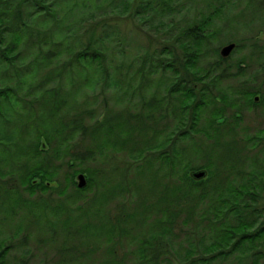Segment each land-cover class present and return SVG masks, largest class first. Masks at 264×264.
<instances>
[{
	"label": "trees",
	"instance_id": "16d2710c",
	"mask_svg": "<svg viewBox=\"0 0 264 264\" xmlns=\"http://www.w3.org/2000/svg\"><path fill=\"white\" fill-rule=\"evenodd\" d=\"M134 1L0 0V264H50L29 248L45 233L94 239L84 253L102 247L104 264H264V128L244 121L264 119V0H211L181 23L155 19L177 0H139L132 16L153 36L125 56L106 17ZM77 81L92 99L78 100ZM120 155L129 164L111 215L87 196L114 187L103 171ZM200 169L206 178L190 177ZM120 239L135 253L118 256ZM66 246L52 264H82Z\"/></svg>",
	"mask_w": 264,
	"mask_h": 264
},
{
	"label": "rangeland",
	"instance_id": "374dc122",
	"mask_svg": "<svg viewBox=\"0 0 264 264\" xmlns=\"http://www.w3.org/2000/svg\"><path fill=\"white\" fill-rule=\"evenodd\" d=\"M212 1L215 2V0H212ZM212 1L211 0H177L175 2V4L173 5V7L172 6L169 7V9H171V12H166V14H164V15H166V17L163 18V16L159 17L156 15L155 19L156 20L161 19L162 21H165L168 23H170V22L181 23V22H184L186 20V18L189 20L193 16L196 9L205 8L207 3L213 4ZM225 1H227V0H225ZM231 1L235 2L236 0L235 1L231 0ZM138 2H139V0H137V1L135 0L133 6L130 9L124 10V12H123L124 14L119 13V15H117V16H115L113 14V16L106 17L108 20H112V21H110V23L117 29L118 34H119V38L123 39V41H124V44H122V45H123V49H125V51H126L124 53L125 56H130L131 55L130 51H132V50L146 49L147 48V46H146L147 40L145 38V35H146V37H149L152 35V34H150V31L148 30L147 24L142 23L140 19H134V16H132L134 11H136L135 6L137 5ZM178 12H180V14ZM233 13H235L234 9L232 10L231 14H233ZM101 16H104V15H101ZM230 18H232V17H230ZM214 19H213V22L216 23L217 19L216 20H214ZM97 20L98 19H96L95 21H97ZM259 20H260V18H259ZM95 21L90 20L91 23H93ZM223 21H224V23H222L221 28H226L228 24L226 25L225 20H223ZM229 22L230 21H228V23ZM91 23H89V24H91ZM230 25L231 24H229L228 26L230 27ZM254 27H255V25H252L251 29H253ZM120 54H122V53H120ZM240 56H242V55H240ZM81 83L82 82H79V81L74 83V87L76 88L75 89L76 91L79 90V88L81 87L80 90L78 91V93H76L77 95H79V97H77V98L80 102L83 100L85 102H87L88 100L92 99L94 96L91 97L92 93L87 92V90H85V88L83 89V85ZM96 101H101L102 104H105L107 102L102 97L101 94L99 95V97L97 98ZM109 102L110 101H108V104L109 105L111 104V107H113V104L109 103ZM99 109H100V107L98 108V110ZM244 115H245L244 121H245V123H247L250 126V128H253V129L264 128V119L261 117L260 111H256V110L251 111V112L245 111ZM197 161L198 160L192 161L193 162L192 166L197 167V166L201 165V162L197 163ZM128 164H129V161L127 160L126 157L120 155V156H117L114 158L112 156L111 162L104 166L103 177L106 176L107 178H109V180H111V182H112V184H110V186L112 185L114 187L110 188L108 192H105L102 195H100L98 200H97V197H98L97 193L98 192L94 191L92 189L87 196L89 199H92V200L94 199V201H96L95 202L96 205L100 204V207H98V208H101L104 205V203H106L105 201L107 200L106 210L111 215H114V213H116L118 215L120 213V211H117V210L119 208L121 209V205H120L121 203H118L117 201H112L110 199L113 197V192L114 193L117 192V194H119V190L116 189L115 184H122L126 178V177H124V179H122V178L119 179V170L118 169L123 167V170H122V172H123L124 168L126 166H128ZM110 165H111V167L109 168ZM112 172H115L116 175L115 176H114V174L111 175ZM71 173H72V170H69L67 168L62 170L61 177L59 179V181H60L59 186L61 187L60 189H62L66 185V182L69 181V177H71ZM71 190H72V187L67 185L65 193H69ZM140 193L142 196L144 191L142 190V191H140ZM138 196L139 195H137V197ZM141 196H139V197L141 198ZM123 197L125 198V204L128 205L130 210H132L133 207L131 204H129L131 201L130 194L128 192H125L123 194ZM133 202H134V200H133ZM155 207H158L157 203H148L147 208L149 210L151 208H155ZM147 217L148 216L145 215V218H147ZM145 221L149 222V220H145ZM180 229H182V227L179 224H177V227L173 230V232H176V234H177L180 232L179 231ZM5 231H8V230L5 229ZM22 234L23 233H21L20 235H22ZM137 234L138 235L142 234L144 236L145 229H141V226L137 227L136 230L134 232H132V235H133V237H135V236L137 237ZM181 235H182V231H181ZM40 236H41V238L44 239L45 246H39V247L35 246V242L32 239L31 240L32 244H30L29 248L33 249V250L35 249L37 259L38 258L39 259H41V258L45 259L46 258L50 264H52L51 260L54 259V256H55L54 250L60 249L62 246L65 247V245L70 246V247L75 246L76 247L75 249L80 250L78 254H80L84 257L83 260L80 261V262H82V264H104V261L106 262L107 260H109L111 258L110 253L102 252V249H103L102 247L100 248V251H99V249L94 248L95 249L94 252H92L90 254L84 253L85 247L92 246V248H93V246H95L94 239L83 238V240L82 239L78 240L81 242L77 243V242H72V241H68V240H66L67 242H64V240L60 239V238L55 240V241H53V240L49 241V239H48L49 237L46 235V233L40 234ZM139 238L143 239V237H139ZM114 240H116V239H114ZM177 240H179V238ZM64 243H65V245H64ZM118 243H120V244L118 245ZM115 244H117L116 248L120 249L117 253L118 256H120V257H125L130 253H132V254L135 253V249H136L135 246H127V241L125 239H120V242H115ZM112 246H114V245H112ZM81 253H84V254H81ZM129 260H130V262L128 261L125 264H135L134 258H130ZM178 263H179L178 261H174V264H178ZM56 264H60V263L57 262Z\"/></svg>",
	"mask_w": 264,
	"mask_h": 264
},
{
	"label": "water",
	"instance_id": "95a60500",
	"mask_svg": "<svg viewBox=\"0 0 264 264\" xmlns=\"http://www.w3.org/2000/svg\"><path fill=\"white\" fill-rule=\"evenodd\" d=\"M235 48V44H229V45H226L225 47H223L220 51V55L223 57V58H226L228 57L231 52L233 51V49ZM254 101L257 103L259 101V97L256 96L254 98ZM42 148H44V143L42 142ZM190 177L193 178L194 180H201V179H204L207 177V171L205 169H200V170H197V171H192L190 172ZM75 182L77 184V187L79 189H83L86 184H87V180L85 178V175L83 174H78L76 177H75ZM37 183V180L33 182V184Z\"/></svg>",
	"mask_w": 264,
	"mask_h": 264
},
{
	"label": "bare ground",
	"instance_id": "6f19581e",
	"mask_svg": "<svg viewBox=\"0 0 264 264\" xmlns=\"http://www.w3.org/2000/svg\"><path fill=\"white\" fill-rule=\"evenodd\" d=\"M229 44H232V43L225 44V45H223V46H221V47L219 48V55H220V51H221V49H222L223 47H225L226 45H229ZM233 44H235V43H233ZM235 46H236V45H235ZM234 49H235V48H234ZM234 49H233V50H234ZM232 52H233V51H232ZM232 52H231V53H232ZM230 55H231V54H230ZM230 55H229V56H230ZM220 56H221V55H220ZM229 56H228V57H229ZM221 57H222V56H221ZM228 57H226V58H224V59H227ZM222 58H223V57H222ZM254 98H255V97H254Z\"/></svg>",
	"mask_w": 264,
	"mask_h": 264
}]
</instances>
